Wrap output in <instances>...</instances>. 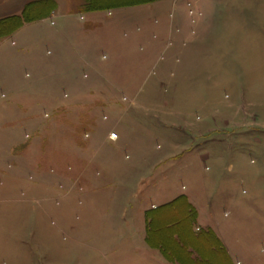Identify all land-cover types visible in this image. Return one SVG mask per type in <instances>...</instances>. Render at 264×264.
Returning <instances> with one entry per match:
<instances>
[{"label": "rangeland", "instance_id": "1", "mask_svg": "<svg viewBox=\"0 0 264 264\" xmlns=\"http://www.w3.org/2000/svg\"><path fill=\"white\" fill-rule=\"evenodd\" d=\"M144 1L90 16L60 0L2 40L0 264H143L142 226L160 264H229L221 245L233 264H264V0ZM156 155L200 209L182 202L154 224L127 209L144 205ZM185 215L225 244L186 239Z\"/></svg>", "mask_w": 264, "mask_h": 264}, {"label": "crops", "instance_id": "2", "mask_svg": "<svg viewBox=\"0 0 264 264\" xmlns=\"http://www.w3.org/2000/svg\"><path fill=\"white\" fill-rule=\"evenodd\" d=\"M38 1H47V0H0V20L10 18V17H15V16H21L27 5L34 3V2H38ZM50 1L55 3V8L53 11H51L49 16H48V13L44 14L43 16H41L40 19L34 20V22H31V23L25 24L22 28H20L19 30L14 32L12 35H10L6 38H9V37L16 35L19 31L23 30L26 26L37 24V23L49 20L51 18H54L58 14L57 12L60 11L61 2H60V0H50ZM115 1H118L117 3H121V4L113 5L114 7L113 6H105L101 10L88 11L87 15L96 16L95 14L98 12H107V13L111 14L112 11L123 10V3H122L123 0H115ZM94 2H97L98 4L103 3L102 0H97V1L94 0ZM80 3H81L80 5H83V7H84V5L86 4V0H82V2H80ZM108 16H110V15H108ZM256 18L257 17H255V19ZM253 33H256L257 37L261 38L263 40L262 42H264V30H261L260 32L255 30V32H253ZM6 38H4V39H6ZM252 38L250 37V39H249L251 41V45L249 46V53L251 51H254V48H256L258 45V42H257L258 40H255L256 36L252 37ZM4 39H2V40H4ZM2 40L0 41V44H1ZM190 41H191V39H189V42ZM262 61L264 64V58ZM183 69L185 70V65H184ZM248 69H250V68H248ZM183 78H186V76H184ZM227 152H229V153L233 152V149L231 146ZM156 156H158L156 162L154 161L153 164H151L149 167L150 170L152 169V172L150 173L151 176L143 175L142 179H139V180H141V183H143L141 193H142V197H143L142 199H146L144 205L141 202V205L136 204L135 206L133 205L134 207L129 206L127 209H142L141 212H139V215L141 216V218H143V216L145 217V222L147 219V221L148 222L150 221V223H152V224H154L153 214H155L157 211H159L161 209H166V208H173V209L176 208L177 209V206H178L177 203L181 199H183V202L186 205V209H188V211L190 213L194 212L193 211L194 208L200 209L199 208L200 204H198V202H196V199L194 201V198L192 196L193 194H187V193L182 192L181 190H175L174 189L175 178L178 175H180L178 172H176L175 169H171V167L174 168V166L176 164L175 163L173 164L170 161V159L168 158V156H162V155H156ZM142 162L143 161H141V163ZM186 163H187V161L185 162V164ZM140 164H138V165H140ZM259 169H260V167L257 168L256 171L258 172ZM144 174H146V172ZM125 180L126 181H128V180L133 181L132 178L125 179ZM259 180H260V177H259ZM150 183H152L153 185H148ZM184 189L185 188L183 187V190ZM201 208H203V207H201ZM196 212L197 211H195V214L198 213V212L197 213ZM197 221H198V218H197ZM127 224L128 223H126V225ZM152 224H150V225L152 226ZM193 224L195 225L196 222L194 221L192 223V225ZM210 226H211L210 228H212L214 230V234H215V238H216L217 242L220 241V242H223V244H225L224 241L221 239L220 235L215 231V229L217 230V228L214 227L213 225H210ZM147 228L149 229L151 227L147 226ZM152 228H154V227L152 226ZM145 233H146V229L144 231V227L142 226L141 229H138L137 231H135V237L131 236L135 239L136 245H138V246L140 245L142 247V248H140V249H142V254H141V259L139 260V262H143V264H145V263H147V264L148 263L149 264H151V263L160 264L158 262L157 258H155L154 256L150 257V255H149L150 253L147 250V245H149V243L147 242V239L145 237ZM194 236H196V235H194ZM133 238H131V239H133ZM132 245H133V243H132ZM218 247L223 252L225 250L224 254L227 256L229 264H233V261L235 262V259L233 257V254L230 252V250L228 248L225 249V247L223 245L218 246ZM202 262H204V260H202Z\"/></svg>", "mask_w": 264, "mask_h": 264}, {"label": "trees", "instance_id": "3", "mask_svg": "<svg viewBox=\"0 0 264 264\" xmlns=\"http://www.w3.org/2000/svg\"><path fill=\"white\" fill-rule=\"evenodd\" d=\"M97 1V0H96ZM103 1V0H102ZM141 1L140 3H143L142 0H139ZM154 1V0H151V2ZM125 4L127 3L128 5H135V3H128V2H124ZM139 3V2H138ZM145 3V1H144ZM147 3V2H146ZM118 4V3H117ZM121 4V3H120ZM39 6H44L45 8H47L46 10L44 11H39V12H35L36 9L40 8ZM107 6V5H106ZM125 6V5H124ZM50 8V10H48V8ZM105 6L100 3L98 4L97 2H94V0H86V4L84 5V8L87 9V11H95V10H101L103 9ZM114 7V6H113ZM55 8V3L50 1V0H47V1H38V2H34V3H31L29 5L26 6V8L24 9L23 13L21 16H15V17H10V18H6V19H3V20H0V41L10 35H12L14 32H16L17 30H19L20 28H22L25 24H28V23H31V22H34V20H38L41 18V16H43L44 14L48 13V16L50 15L51 11H53ZM183 202V199H181L177 205H180L181 203ZM182 206L184 207L185 210L188 211V209H186V205L184 204V202L182 203ZM185 217H187V215H185ZM189 218L187 217V220ZM188 222V225H187V238L186 239H189L191 237V240L192 238H196V239H201L202 237L203 238H206L208 239V245L209 247L211 248V250H217L216 249V246L214 245V243L216 244L217 243V240L216 238L214 237V235H211V233L209 232H203L202 235H196L194 236L192 233H191V229H192V223L194 222V218H190ZM151 228L150 231H152L154 228H152V226H150ZM171 233V230L170 231H166V233ZM209 233V234H208ZM179 238L181 239V242H175L173 240V237H174V233H171V243L172 245H170L171 247H176V249L180 248V250H184V253H186V259L189 261V262H192L194 263V259H192L188 253H187V250H188V245H187V241L185 242V240L183 239L182 240V236L179 235L178 233H176ZM192 248H195L198 250L199 253H203L199 248H196L192 245H190ZM222 253H225V250L224 252L221 251ZM203 255V254H202ZM226 256V255H225ZM227 258V256H226ZM172 260V259H171ZM228 260V259H227ZM208 263L210 262V260H206ZM205 261V262H206ZM200 264V263H204L202 262V259H199V260H195V263L194 264ZM206 262V263H207Z\"/></svg>", "mask_w": 264, "mask_h": 264}, {"label": "built area", "instance_id": "4", "mask_svg": "<svg viewBox=\"0 0 264 264\" xmlns=\"http://www.w3.org/2000/svg\"><path fill=\"white\" fill-rule=\"evenodd\" d=\"M109 139H110L111 141H113V142H116V141H118L119 136H118L115 132H112V133L110 134V136H109Z\"/></svg>", "mask_w": 264, "mask_h": 264}]
</instances>
